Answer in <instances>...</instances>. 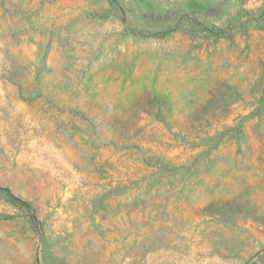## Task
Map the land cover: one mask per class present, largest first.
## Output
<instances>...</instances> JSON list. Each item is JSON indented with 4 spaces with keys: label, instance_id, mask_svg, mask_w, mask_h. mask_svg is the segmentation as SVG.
Returning <instances> with one entry per match:
<instances>
[{
    "label": "rangeland",
    "instance_id": "rangeland-1",
    "mask_svg": "<svg viewBox=\"0 0 264 264\" xmlns=\"http://www.w3.org/2000/svg\"><path fill=\"white\" fill-rule=\"evenodd\" d=\"M0 186V264H264V0H0Z\"/></svg>",
    "mask_w": 264,
    "mask_h": 264
},
{
    "label": "trees",
    "instance_id": "trees-1",
    "mask_svg": "<svg viewBox=\"0 0 264 264\" xmlns=\"http://www.w3.org/2000/svg\"><path fill=\"white\" fill-rule=\"evenodd\" d=\"M175 29V26L173 27H170L169 29L167 30H163V31H159V32H154V33H151V35H164L166 33H169L171 31H173ZM0 191H4L7 196L9 197V199L13 202H15L17 205H19L20 207H23L25 209H27L30 213L28 214V218H29V222L33 225V226H37L38 224V221H37V218L36 216L32 213V205L29 201H25L23 199H21L20 197L14 195L10 189L6 188V187H1L0 186Z\"/></svg>",
    "mask_w": 264,
    "mask_h": 264
}]
</instances>
